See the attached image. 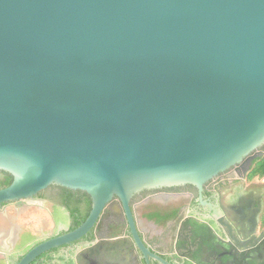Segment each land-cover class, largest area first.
Wrapping results in <instances>:
<instances>
[{
    "label": "water",
    "instance_id": "obj_1",
    "mask_svg": "<svg viewBox=\"0 0 264 264\" xmlns=\"http://www.w3.org/2000/svg\"><path fill=\"white\" fill-rule=\"evenodd\" d=\"M263 145L264 0H0V203L52 184L92 202L17 264L113 205L139 243L135 193L202 190Z\"/></svg>",
    "mask_w": 264,
    "mask_h": 264
},
{
    "label": "flooded vegetation",
    "instance_id": "obj_2",
    "mask_svg": "<svg viewBox=\"0 0 264 264\" xmlns=\"http://www.w3.org/2000/svg\"><path fill=\"white\" fill-rule=\"evenodd\" d=\"M253 159L217 174L202 190L180 184L135 193L129 210L145 253L126 211L113 205L81 238L28 264H264V177L249 175ZM11 180L0 170V189ZM91 208L87 193L56 184L1 202L0 264H17L36 245L75 229Z\"/></svg>",
    "mask_w": 264,
    "mask_h": 264
},
{
    "label": "trees",
    "instance_id": "obj_3",
    "mask_svg": "<svg viewBox=\"0 0 264 264\" xmlns=\"http://www.w3.org/2000/svg\"><path fill=\"white\" fill-rule=\"evenodd\" d=\"M261 150L263 153L253 159L249 169V175L260 178L264 177V145L261 147Z\"/></svg>",
    "mask_w": 264,
    "mask_h": 264
}]
</instances>
